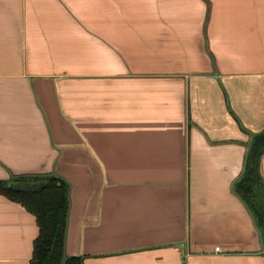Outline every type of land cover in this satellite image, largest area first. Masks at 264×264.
Instances as JSON below:
<instances>
[{"label":"crops","instance_id":"crops-1","mask_svg":"<svg viewBox=\"0 0 264 264\" xmlns=\"http://www.w3.org/2000/svg\"><path fill=\"white\" fill-rule=\"evenodd\" d=\"M263 131L264 0H0V181L64 178L83 264H264ZM38 233L0 195V264Z\"/></svg>","mask_w":264,"mask_h":264},{"label":"trees","instance_id":"trees-1","mask_svg":"<svg viewBox=\"0 0 264 264\" xmlns=\"http://www.w3.org/2000/svg\"><path fill=\"white\" fill-rule=\"evenodd\" d=\"M263 156L264 131L252 138L246 171L236 183V191L253 213L264 242V182L260 172ZM0 195L36 218L39 233L30 264H83L81 256L66 255L70 185L64 178L26 176L0 181Z\"/></svg>","mask_w":264,"mask_h":264},{"label":"built area","instance_id":"built-area-1","mask_svg":"<svg viewBox=\"0 0 264 264\" xmlns=\"http://www.w3.org/2000/svg\"><path fill=\"white\" fill-rule=\"evenodd\" d=\"M216 251H218V252H219V251H220V249H219V248H216Z\"/></svg>","mask_w":264,"mask_h":264},{"label":"water","instance_id":"water-1","mask_svg":"<svg viewBox=\"0 0 264 264\" xmlns=\"http://www.w3.org/2000/svg\"><path fill=\"white\" fill-rule=\"evenodd\" d=\"M69 218V217H68Z\"/></svg>","mask_w":264,"mask_h":264}]
</instances>
